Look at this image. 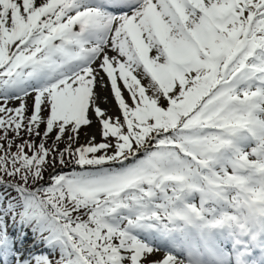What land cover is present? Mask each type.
Returning <instances> with one entry per match:
<instances>
[{
    "label": "snow or ice",
    "instance_id": "1",
    "mask_svg": "<svg viewBox=\"0 0 264 264\" xmlns=\"http://www.w3.org/2000/svg\"><path fill=\"white\" fill-rule=\"evenodd\" d=\"M0 187L4 264H264V0H0Z\"/></svg>",
    "mask_w": 264,
    "mask_h": 264
},
{
    "label": "rangeland",
    "instance_id": "2",
    "mask_svg": "<svg viewBox=\"0 0 264 264\" xmlns=\"http://www.w3.org/2000/svg\"><path fill=\"white\" fill-rule=\"evenodd\" d=\"M104 107H107V106L105 105ZM111 111H112V114H113V115L118 114L116 111H113V110H111ZM92 132H95L97 142H99V140H100V136H99V134H98V126L93 125L92 127L87 128V129H86V132H82V133L80 134V137H79L80 143L83 144V143L86 141V139L88 138V136L92 134ZM15 231H17V230H15ZM19 234L24 235V236H25L26 238H28V239H29V238L31 237V235H32V234H30V233H25L23 230H21ZM19 234H15V233H14V238H13L14 242L17 241V237H18ZM28 239H27V241H24V244H30V243H31Z\"/></svg>",
    "mask_w": 264,
    "mask_h": 264
},
{
    "label": "bare ground",
    "instance_id": "3",
    "mask_svg": "<svg viewBox=\"0 0 264 264\" xmlns=\"http://www.w3.org/2000/svg\"><path fill=\"white\" fill-rule=\"evenodd\" d=\"M106 103L110 107L111 110L116 111L115 107L111 106V104L109 102H105V104L103 106H105ZM92 134H95V132H92Z\"/></svg>",
    "mask_w": 264,
    "mask_h": 264
}]
</instances>
